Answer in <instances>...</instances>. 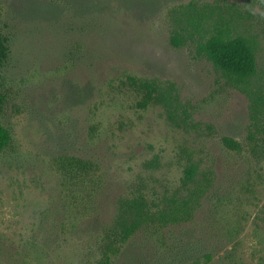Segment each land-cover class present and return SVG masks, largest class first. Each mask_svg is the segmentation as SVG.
Returning a JSON list of instances; mask_svg holds the SVG:
<instances>
[{
    "label": "rangeland",
    "instance_id": "rangeland-1",
    "mask_svg": "<svg viewBox=\"0 0 264 264\" xmlns=\"http://www.w3.org/2000/svg\"><path fill=\"white\" fill-rule=\"evenodd\" d=\"M0 32V264H96L120 215L115 264H264V0H0Z\"/></svg>",
    "mask_w": 264,
    "mask_h": 264
},
{
    "label": "trees",
    "instance_id": "trees-1",
    "mask_svg": "<svg viewBox=\"0 0 264 264\" xmlns=\"http://www.w3.org/2000/svg\"><path fill=\"white\" fill-rule=\"evenodd\" d=\"M176 42V39H174ZM203 51L206 56L212 61L214 66L223 71L228 76L237 79L244 80L251 77L255 73V54L253 46L250 42L241 36H230L228 33L218 30L212 33L203 44ZM9 54V46L7 38L0 32V67L4 64ZM143 87L148 92H154L155 99L159 102L166 103V93L158 92L157 87L149 82H144ZM2 105V95L0 93V111ZM10 135L8 130L0 123V152L9 143ZM226 145L233 149H238L239 144L230 138H225ZM69 162L70 166H73L75 175L82 172L83 175H90L95 164L89 160L81 158H72ZM90 169L87 173L86 170ZM193 167L185 170V175L189 178L192 176ZM117 231L113 230L111 239L105 244L103 252L96 264H115L113 256L117 253L120 242L125 241L130 237L135 230L138 229L139 223L137 218L130 221L128 217L120 215L115 221ZM116 229V228H114ZM211 254L205 255L207 261L211 260Z\"/></svg>",
    "mask_w": 264,
    "mask_h": 264
}]
</instances>
